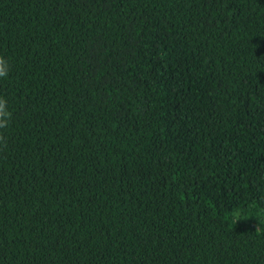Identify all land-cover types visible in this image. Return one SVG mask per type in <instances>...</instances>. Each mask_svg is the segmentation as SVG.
Masks as SVG:
<instances>
[{
	"label": "trees",
	"instance_id": "1",
	"mask_svg": "<svg viewBox=\"0 0 264 264\" xmlns=\"http://www.w3.org/2000/svg\"><path fill=\"white\" fill-rule=\"evenodd\" d=\"M0 264H264V0H0Z\"/></svg>",
	"mask_w": 264,
	"mask_h": 264
},
{
	"label": "clouds",
	"instance_id": "2",
	"mask_svg": "<svg viewBox=\"0 0 264 264\" xmlns=\"http://www.w3.org/2000/svg\"><path fill=\"white\" fill-rule=\"evenodd\" d=\"M8 75L7 62L3 57H0V78H5ZM11 113L6 109V101L0 99V130L6 129L9 123ZM0 139H3V136L0 135Z\"/></svg>",
	"mask_w": 264,
	"mask_h": 264
}]
</instances>
